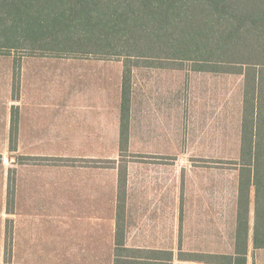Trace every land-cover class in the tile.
<instances>
[{
    "label": "rangeland",
    "instance_id": "rangeland-1",
    "mask_svg": "<svg viewBox=\"0 0 264 264\" xmlns=\"http://www.w3.org/2000/svg\"><path fill=\"white\" fill-rule=\"evenodd\" d=\"M48 39L36 43L19 37L22 49H0V264L5 245L11 247L10 264H64L59 253L64 247L62 224L72 220L75 225L82 215L88 217L95 203L88 188L100 183L105 264H110L112 198L123 188L119 175L124 173L126 199L118 223L125 229V244L157 246L151 239L161 234L167 249L197 253L198 260L233 253L243 76L196 71L186 62L132 67L128 137L122 150L123 59L49 50ZM15 105L22 118L18 152L11 151L15 127L8 136L3 126L8 114L16 120ZM17 166L20 181L35 178L36 219L51 217L48 209L54 200L55 222L61 227L54 250L28 241L30 247H20L17 254ZM21 186L25 197L29 184ZM154 202L165 209L145 206ZM249 209L252 229L253 191ZM119 212L117 208L118 218ZM152 216L162 224L152 223ZM32 252L37 262H27L31 256L23 260L22 255ZM52 255L59 258L52 261Z\"/></svg>",
    "mask_w": 264,
    "mask_h": 264
},
{
    "label": "trees",
    "instance_id": "trees-1",
    "mask_svg": "<svg viewBox=\"0 0 264 264\" xmlns=\"http://www.w3.org/2000/svg\"><path fill=\"white\" fill-rule=\"evenodd\" d=\"M19 37L36 43L50 38L49 50L123 59L122 150L128 137L132 67L186 62L196 71L242 75L233 253L202 255L199 262L246 263L251 191L252 247L264 249V0H0V49H22ZM125 178V173L119 175L123 188L116 197L122 206L117 207L121 212L116 217L113 264H172L171 254L166 259L136 256L124 247L118 222L124 211ZM10 260L11 247L5 245L4 264Z\"/></svg>",
    "mask_w": 264,
    "mask_h": 264
},
{
    "label": "crops",
    "instance_id": "crops-1",
    "mask_svg": "<svg viewBox=\"0 0 264 264\" xmlns=\"http://www.w3.org/2000/svg\"><path fill=\"white\" fill-rule=\"evenodd\" d=\"M16 103H20V98L16 99ZM13 106V105H12ZM17 109V118H16V126H15V147L13 151L18 152L20 149L18 146V140L20 137V128L22 125L21 111L18 105H15ZM7 115V114H5ZM5 129V135H10V127H11V117L9 114L5 117V123L3 124ZM7 131V132H6ZM7 139V138H6ZM9 138L6 141L9 146ZM20 167L17 166L16 174H15V198H16V248L17 254H19L20 247H30L27 244L28 241L34 245L35 242H38L39 245H44L46 243L47 247L54 250L55 247V233L57 229L61 228L60 225H57L55 222V205L54 200H51V208L48 209V213L51 210V217L47 214V221L45 219L40 220L36 219V202L37 198L34 190V176L27 177L26 180L22 177L20 181ZM27 183L29 187L24 195V187H19L20 184ZM22 188V189H21ZM21 189V193H20ZM88 191H91L93 195H95V203L92 206V210L87 212V216H83L79 220L78 224L73 225L72 220L69 225L64 222L63 232L64 234V247H62L63 252H59L63 254L64 264H105V242H104V208H103V183H100V186L97 184L88 188ZM117 196V195H116ZM114 196L112 202V208L114 209L113 216V231H112V240H111V259L109 261L110 264H113L114 261V238H115V230L117 223V197ZM126 199V198H124ZM49 204V203H48ZM146 207H152L153 209L161 212L165 209V204L162 202H154L146 205ZM125 207V205H124ZM250 213V209H249ZM85 217V218H83ZM152 223L162 224V221H155L154 217H151ZM165 222V221H164ZM121 227V226H120ZM161 228V227H160ZM124 231V247L128 249L129 254L136 253V256L143 255L144 257H156L166 259L168 254L172 256V264H201L199 260L196 258L195 254L197 253H182L184 251L176 252L173 249H167L165 245H163V241H165V236L162 237L161 234L152 237L151 240H155L157 242V246L148 245H133L128 246L126 243V232ZM161 232V229H159ZM252 229L249 227V235H248V243H247V255H246V263L245 264H264V249L254 250L252 247ZM20 239H22V244L20 243ZM26 242V244H25ZM25 253V252H24ZM27 253V252H26ZM25 253V254H26ZM56 254V253H55ZM31 256L33 259H26L27 262L35 263L38 260L35 259L34 253L31 255H26L27 258ZM52 257V261H55V257L58 256H50ZM48 257V258H50ZM59 258V257H58ZM203 264V263H202Z\"/></svg>",
    "mask_w": 264,
    "mask_h": 264
}]
</instances>
